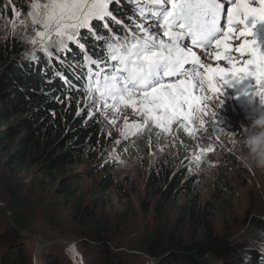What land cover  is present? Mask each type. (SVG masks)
<instances>
[{"label": "rangeland", "instance_id": "rangeland-1", "mask_svg": "<svg viewBox=\"0 0 264 264\" xmlns=\"http://www.w3.org/2000/svg\"><path fill=\"white\" fill-rule=\"evenodd\" d=\"M32 3L33 0H0V43L19 40L29 50H40L30 43L33 35L30 24L25 31L20 23L28 20ZM256 31L258 38L264 41V31ZM239 42L233 40V47ZM201 59L213 67L217 63L229 66L226 61H215L214 55L208 59L201 56ZM249 85L254 86L251 77L224 85L223 95L209 93L204 124L194 122L193 133L174 124L169 133L157 128L159 133L154 140L141 141L142 130L124 136L125 116L129 123L137 119L131 113L117 116L111 111L91 108V114L105 126L107 144L111 148L109 156L116 162L111 172L114 184L107 190L97 186L104 174L100 165L90 174L86 171L93 163L78 164L68 170L82 173L80 178L70 179V182L77 188L78 196L85 198L84 204L90 206V216L78 222L72 204L62 201L57 192L58 181L32 169L13 175L0 168V248L5 249L10 244L9 251L25 250L28 264H45L46 257L50 256H55L61 264H108L106 258L115 255L122 256V264H158L160 258L141 253L136 250L137 246L164 222L177 224L187 241L200 237L201 229L196 231L199 221L188 226L187 217L182 216L193 197L209 206L204 215L214 233L229 234L237 241L250 244L257 236L251 217L264 220V168L247 162L245 140L252 131L258 130L253 128V117L258 115L255 109L264 106L250 90L246 91ZM83 101L86 102V94ZM88 108L90 110V106ZM210 111L216 112L215 118ZM113 119L116 124H112ZM197 156L200 158L196 159ZM164 160H170L175 167L186 168L188 175H192L193 189L162 207L156 205V197L151 196L147 181L149 173ZM13 201H19L18 210L28 224L26 230L18 231L12 224L10 204ZM101 223L108 225L105 236L109 240L110 254L106 257L97 237L90 236ZM73 246L75 254L70 251ZM170 264L222 262L173 261Z\"/></svg>", "mask_w": 264, "mask_h": 264}, {"label": "snow or ice", "instance_id": "snow-or-ice-1", "mask_svg": "<svg viewBox=\"0 0 264 264\" xmlns=\"http://www.w3.org/2000/svg\"><path fill=\"white\" fill-rule=\"evenodd\" d=\"M123 5L132 6L134 14ZM123 5L122 0H33L28 20L20 21L25 31L30 24V43L49 59L55 48L64 57L61 63L81 70L74 78L82 81L90 114L91 108L131 113L137 119L129 123L125 116V137L149 124L164 133L176 124L191 134L194 122L204 124L209 93L223 95L224 85L250 77L254 86L246 91L264 106V41L256 31L264 25V0H123ZM233 40L240 42L233 47ZM89 41L95 42L91 48ZM73 49L81 55L70 56ZM213 55L229 66L201 59ZM65 83L75 87L66 78ZM210 115L215 118L216 112ZM70 251L75 254V247Z\"/></svg>", "mask_w": 264, "mask_h": 264}, {"label": "trees", "instance_id": "trees-1", "mask_svg": "<svg viewBox=\"0 0 264 264\" xmlns=\"http://www.w3.org/2000/svg\"><path fill=\"white\" fill-rule=\"evenodd\" d=\"M123 6L128 15L134 14L132 6ZM94 43L89 41V47ZM49 50L53 52L51 59L42 50H29L19 40L0 43V168L13 175L32 169L58 181L57 192L61 200L72 204L74 217L79 222L88 217L90 206L84 204L85 198L78 196L77 188L70 182V179L80 178L82 173L68 170L78 164L93 163L86 171L90 174L100 165L104 174L97 186L107 190L114 184L111 172L116 162L109 156L111 148L107 144L105 126L90 114L83 101L86 93L82 90V81L74 78L81 70L69 67L68 61L61 63L64 57L55 48ZM69 55L79 56L81 53L73 49ZM34 56L37 59H33ZM65 78L75 87L70 88ZM157 133L158 129L149 124L141 131V141L154 140ZM147 187L151 196L156 197V205L164 207L179 194L191 192L193 178L186 168L175 167L170 160H164L149 173ZM18 202L10 204L12 224L18 231L26 230L28 224L18 210ZM208 210L207 204L202 205L198 198L193 197L182 215L187 217L188 226L199 221L196 231L201 229L200 237L187 241L182 230L178 231L177 224L164 222L136 250L160 258L158 264L204 260L222 264H264L263 219L251 217L257 236L249 244L237 241L229 234L214 233L204 215ZM107 226L101 223L90 235L97 237L105 257L110 254L109 240L105 236ZM9 248L10 244L5 249L4 246L0 248V264H28L25 250L14 248L9 251ZM10 252L13 254L6 255ZM121 258L115 255L106 259L108 264H122ZM45 260V264H61L55 256Z\"/></svg>", "mask_w": 264, "mask_h": 264}, {"label": "clouds", "instance_id": "clouds-1", "mask_svg": "<svg viewBox=\"0 0 264 264\" xmlns=\"http://www.w3.org/2000/svg\"><path fill=\"white\" fill-rule=\"evenodd\" d=\"M253 117V128L245 144L248 147L247 162L255 167L264 168V109L257 107Z\"/></svg>", "mask_w": 264, "mask_h": 264}]
</instances>
